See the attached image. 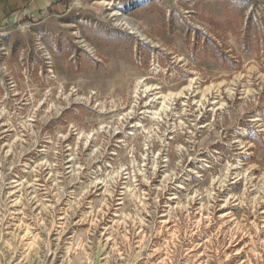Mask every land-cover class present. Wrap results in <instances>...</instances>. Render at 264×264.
<instances>
[{"label": "rangeland", "instance_id": "obj_1", "mask_svg": "<svg viewBox=\"0 0 264 264\" xmlns=\"http://www.w3.org/2000/svg\"><path fill=\"white\" fill-rule=\"evenodd\" d=\"M0 264H264V0L0 16Z\"/></svg>", "mask_w": 264, "mask_h": 264}, {"label": "crops", "instance_id": "obj_2", "mask_svg": "<svg viewBox=\"0 0 264 264\" xmlns=\"http://www.w3.org/2000/svg\"><path fill=\"white\" fill-rule=\"evenodd\" d=\"M23 0H0V16L8 15L11 11L16 10Z\"/></svg>", "mask_w": 264, "mask_h": 264}, {"label": "bare ground", "instance_id": "obj_3", "mask_svg": "<svg viewBox=\"0 0 264 264\" xmlns=\"http://www.w3.org/2000/svg\"><path fill=\"white\" fill-rule=\"evenodd\" d=\"M108 4L112 5V3L108 2Z\"/></svg>", "mask_w": 264, "mask_h": 264}]
</instances>
